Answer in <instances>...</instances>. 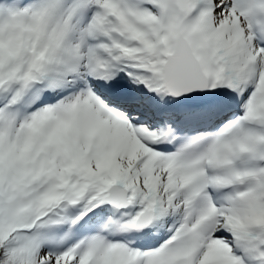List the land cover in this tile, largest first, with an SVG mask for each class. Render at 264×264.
I'll return each instance as SVG.
<instances>
[{
  "label": "snow or ice",
  "instance_id": "6c2138e0",
  "mask_svg": "<svg viewBox=\"0 0 264 264\" xmlns=\"http://www.w3.org/2000/svg\"><path fill=\"white\" fill-rule=\"evenodd\" d=\"M0 264H264V0H0Z\"/></svg>",
  "mask_w": 264,
  "mask_h": 264
}]
</instances>
